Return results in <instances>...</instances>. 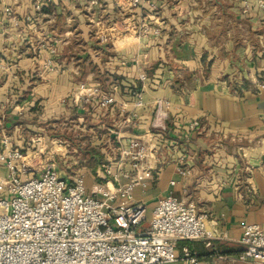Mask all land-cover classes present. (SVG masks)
<instances>
[{"label":"crops","instance_id":"1","mask_svg":"<svg viewBox=\"0 0 264 264\" xmlns=\"http://www.w3.org/2000/svg\"><path fill=\"white\" fill-rule=\"evenodd\" d=\"M85 1L44 0L49 11L38 14L31 0H0V62L2 47L12 44L18 46L13 62L21 81L36 74L30 76L32 97L22 101L21 113L14 110L18 117L7 121L20 119L38 130L34 118L67 122L87 135L81 145L97 148L105 167L116 173L121 165V172L128 173L120 184L134 175L122 158L131 138L156 149L142 163L150 167L152 179L144 188L137 186L129 202L146 208L140 230L148 228L157 201L172 195L208 215L205 228L211 238L184 244L197 260L240 264L234 260L242 250V226L258 225L264 232V87L258 84L264 75V7L246 0L250 7L243 13L244 0H152L155 9L146 5L123 16L111 3L87 10ZM7 7L13 23L3 13ZM95 13L98 18L92 21ZM130 20L151 28L161 23V35L121 36L109 28ZM93 26L97 32L92 39L87 35ZM6 35L11 38L4 40ZM40 37L42 45L54 41L57 47L56 69L42 74L46 53L33 57V50L24 48L34 47ZM99 37H106L105 42ZM82 84L113 95L114 104L101 108L97 96L84 102ZM2 91L0 113L12 109ZM135 93L141 95L140 108L134 106ZM31 105L37 110L28 111ZM193 120L200 123L195 132L188 129ZM76 173L88 192L102 189L103 182L88 167L80 166Z\"/></svg>","mask_w":264,"mask_h":264},{"label":"built area","instance_id":"2","mask_svg":"<svg viewBox=\"0 0 264 264\" xmlns=\"http://www.w3.org/2000/svg\"><path fill=\"white\" fill-rule=\"evenodd\" d=\"M31 1L37 13L47 6L44 0ZM85 2L87 10L103 9L111 3L123 16L146 5L155 9L152 0ZM243 5V13H246L250 6L246 0ZM258 5L264 7L262 0H258ZM5 14L10 16L11 10L6 8ZM159 26L161 23L151 28L145 22L139 24L130 20L128 23L116 21L109 28L121 36L131 34L145 38L160 36ZM99 39L105 42L106 37ZM139 80L144 81L145 77L140 75ZM258 84L264 87V75ZM84 87L79 86L84 91V102L97 96L101 108L114 104L113 95L101 93L98 87L88 90ZM134 97L135 108L142 107L140 93H135ZM61 103L65 104V100ZM188 129L193 132L200 129L199 121L190 122ZM8 139L2 137L1 148L4 147L5 152H0V164L7 171L1 182L4 193L0 195V264H173L177 261L202 264L187 248H182L178 257L176 246L183 241L211 238L205 228L207 214H198L192 203L168 195L157 201L151 210L148 228L141 231L146 208L139 203H129L134 189L144 188L145 181L152 179L150 167L142 163L147 161L148 154L156 155V149L138 138H131L122 158H127L134 175L127 183L120 184V178L128 175L121 172V165L116 173L105 167L98 176L103 182L102 189L94 187L88 192L80 174L72 177L59 174L53 156L36 169L28 162L23 164L25 158L19 152L6 151ZM32 171L33 177H24ZM107 178L113 181L112 185ZM239 243L242 250L234 262L264 264V232L260 226L243 225ZM206 245L209 246V242Z\"/></svg>","mask_w":264,"mask_h":264},{"label":"rangeland","instance_id":"3","mask_svg":"<svg viewBox=\"0 0 264 264\" xmlns=\"http://www.w3.org/2000/svg\"><path fill=\"white\" fill-rule=\"evenodd\" d=\"M5 9L3 10L4 14ZM41 13L42 11L38 14ZM85 16L88 17L89 14H85ZM6 17L8 21L13 23V21L9 19L12 17V11L11 15H6ZM90 18L92 21H95L98 16L95 13L94 17ZM96 23H98V21H96ZM95 32H97V30H94L93 26L87 36L93 39L95 36ZM73 34L75 35V33ZM5 38L7 39L11 37L6 35L4 37V40H6ZM42 38L43 37H40V39H38V43H36V45L34 44V47L30 48V46L28 45L24 47L25 50H33V57H37V55L41 52L46 53L45 58L43 59V62L41 64V68L39 69V72L41 74L47 71L50 72L52 70H55L56 67L54 65L57 59V47L55 46V42H47V45H42ZM9 50H12L11 55L14 54V57L9 55ZM2 51L4 52V56L2 57L3 62H0V90H3L2 92H6L5 103L8 106L10 105L12 109H5L2 111V113H0V152H5V148H1V139L3 136H5L7 139L9 138L6 145V151L19 152L22 158H25L23 159V164L28 162V164H31L33 168L36 169L40 167L44 160L51 159V156H53V164L59 174H64L67 177H72L74 174H77L76 170L80 166H84L85 164H87L86 161L81 160V157L83 158V155L81 152L79 153V151L75 147V142L81 141V143H83V140L87 138V135L78 131H74L75 128L73 127L65 126L67 122L64 123L62 122V120L53 123L51 122L52 124H55V127H52L50 125L51 123L47 124V126L41 125V129L39 130L37 128L35 129L31 125H27L26 121H21L20 119H18V121H16L14 124H10L7 121V118L13 119V117H18L17 113H15L14 110H17L16 112L21 113L20 105L24 103H22V101L27 100L28 96L32 97L30 96V91L28 89L30 88V86H32V84H34V82H32L33 80H30V76H36V74H28L29 79L26 80L27 78H25L26 81H21L18 72L15 71L17 64L16 62H13V60L18 56V46H13L12 44L8 47L4 46L2 47ZM20 84L21 86H19V88L22 87L23 89H18V85ZM1 96L2 93H0V97ZM20 122H25V124H21ZM70 138L72 139V142L70 141ZM38 139L39 141H37ZM93 144H98L97 140L93 139ZM82 161H84L85 163H82ZM6 175L7 171L5 166L0 164V195L4 193L1 190V182L2 180H4ZM33 175L34 171L28 173L24 177L30 178L33 177Z\"/></svg>","mask_w":264,"mask_h":264},{"label":"trees","instance_id":"4","mask_svg":"<svg viewBox=\"0 0 264 264\" xmlns=\"http://www.w3.org/2000/svg\"><path fill=\"white\" fill-rule=\"evenodd\" d=\"M48 11H49L48 8L42 9V12L48 13ZM27 109L30 112H33V111L37 110L35 105L34 106H32V105L28 106ZM32 121H31L32 124L40 125V127H41V125L44 126V125L49 124V123H46V122L45 123H39L36 118L32 119ZM20 123L21 124H25V122H20ZM158 133L161 134V132H157L156 134H158ZM70 141L72 142L71 138H70ZM75 147L77 148L79 153L81 152L82 155H83V158L81 157V160H84V161L87 162V164H85L84 166L88 167L90 169V171L92 172V174L94 176L96 175V177L99 179V177H100V175H101V173H102V171L104 170V167H105V161H104L103 155L100 153V151L97 148L91 147L89 144L81 145V141L75 142ZM84 161H82V163H85ZM186 242L187 241H183V242L180 243L179 250L182 249L183 247L187 248V246L184 245V244H186ZM187 249L189 250V248H187ZM190 253L192 255H194L191 251H190Z\"/></svg>","mask_w":264,"mask_h":264},{"label":"water","instance_id":"5","mask_svg":"<svg viewBox=\"0 0 264 264\" xmlns=\"http://www.w3.org/2000/svg\"><path fill=\"white\" fill-rule=\"evenodd\" d=\"M262 161H263V163H264V157H262Z\"/></svg>","mask_w":264,"mask_h":264}]
</instances>
